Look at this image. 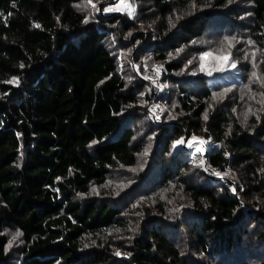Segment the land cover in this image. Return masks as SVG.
<instances>
[{
    "label": "trees",
    "instance_id": "1",
    "mask_svg": "<svg viewBox=\"0 0 264 264\" xmlns=\"http://www.w3.org/2000/svg\"><path fill=\"white\" fill-rule=\"evenodd\" d=\"M86 1L0 0V264H264V0H249L240 29L235 0H153L156 38L135 33L125 47L140 71L144 60L164 69L160 124L147 84L109 48L134 22L104 4L90 16L78 9ZM177 11L186 13L170 28ZM206 28L244 34V60L187 71L192 53L216 47ZM233 94L250 105L246 117L233 114ZM138 119L147 126L134 138ZM187 134L219 143L242 190L171 151ZM142 152L147 166L127 187L119 170ZM114 172L125 189L102 195ZM8 228L22 233L19 248Z\"/></svg>",
    "mask_w": 264,
    "mask_h": 264
},
{
    "label": "rangeland",
    "instance_id": "2",
    "mask_svg": "<svg viewBox=\"0 0 264 264\" xmlns=\"http://www.w3.org/2000/svg\"><path fill=\"white\" fill-rule=\"evenodd\" d=\"M128 3H131L135 6V11L133 15L129 16L125 10L121 11H104L105 8H115L118 4H120V0H102V1H92L93 4L96 5L95 8H92L87 1L79 5L78 9L80 11L86 12L88 15L93 16L95 13L101 12L100 11V5L104 4L103 7V14L109 15V14H120L123 15L128 22H134V25L127 31H121V27L119 26V29L117 32H115L114 36H111L109 39V48L112 50V54H115V57L117 61L119 62V69L123 70L125 68H130V72L128 73L130 78L135 77L134 74L143 82H145L147 85L145 86V91L142 94H145V97L147 100H155L154 96H159L161 94V87L162 85L159 84V79L162 76V70L161 66H149L146 63H148V60H144L143 62H146L142 64V69L140 71V68L137 66V63L134 62V53L130 48H126L125 44L126 41L132 37L135 33H142L145 34L148 38L155 39L158 30H157V19H151V14L153 10V0H127ZM235 7L232 5V9L235 10V8H240L238 11V18H237V23L235 26H238V29L242 28L243 25L246 24L249 14L251 12V3L249 0H235ZM233 10H231L233 12ZM224 16H226V10H220ZM186 12H181L177 11L174 12V15H171L169 17L168 23L170 28L174 27L179 19L183 16V14ZM210 26H208L209 28ZM206 28V38L207 39H213L215 42L216 47H213L211 45L206 46V52L202 54H198V51L196 53H192L189 57V60L186 61L185 63V68H187V71L189 69L191 70L190 72L193 73L194 75H198L199 70L206 63H209L213 65L211 67V70L209 73H213L215 71H218L220 69H228L232 68L231 63L234 65L235 63L233 60L237 59H243V55L246 54L247 48H246V43L247 39L245 38L244 34L239 33L240 31L237 30V32L234 33H222V34H214L212 33L211 37L210 36V29ZM212 32L213 29H212ZM118 41V43H117ZM120 42V44H119ZM122 45L121 48L119 46ZM205 54H210V55H205ZM218 55H222L221 58L218 57ZM203 57V59H201ZM224 57H227L228 59L225 60L223 59ZM218 58V61H217ZM194 60V61H193ZM217 61V62H216ZM231 61V63H230ZM136 63V64H135ZM214 63H216L214 65ZM128 64V65H127ZM238 64H243L241 62H238ZM126 66V67H125ZM194 67V68H192ZM127 76V74H126ZM128 77V76H127ZM128 77V78H129ZM233 90V89H232ZM236 96V94H233ZM220 97V96H219ZM243 96L238 95L236 96V103H239L238 106H236V109H231L233 114L235 116H244L246 117L247 110L250 111V105L247 104L245 101H240ZM246 99V98H245ZM213 105L210 103L209 109L211 110L212 107H215L217 103L214 104V99H213ZM220 102V100H219ZM151 103V102H150ZM154 110H157L156 108H153L150 110L148 108V112L150 113L151 111L153 112ZM162 113V111H161ZM209 113H204V117H208ZM172 115V112H171ZM174 116V115H172ZM171 120V118H169ZM173 120H171L172 122ZM156 124H160V122H156ZM162 123V122H161ZM147 124L138 119L133 128L135 130V137L134 138H139L143 134V131L145 130ZM148 138H151V134L147 135ZM193 137H195V140H193ZM183 143H182V151L188 153V161H189V152L193 149L194 146H196L198 143H201L204 147H209L212 145L211 140L206 139L201 136H197L195 134H187L183 138ZM179 139H175L172 144H171V151L173 153H177L178 149L180 148V144L176 145L175 148H173V143ZM181 140V139H180ZM145 152H142L138 158H137V165L136 167L132 169H126L124 171H120L121 177H120V182L126 183L125 185L127 187L135 185L137 182L136 180H133L135 175H137L139 172H142L144 170L145 166H147V160H145ZM229 155V153L227 154ZM230 157V156H229ZM146 164L143 167V164ZM198 164V163H197ZM201 168L205 170L207 174H214V173H219L220 167H222V157L220 154L213 155L211 158L208 159L206 157L200 164ZM214 172V173H213ZM226 173H231L233 172L230 169L225 170ZM118 175L119 172H114L112 176L110 177L109 181L106 183V187L104 188V192L102 195H116L120 193L123 189L122 185L118 182ZM216 175V174H214ZM95 191L92 192V194L96 195L99 193V190L94 187ZM233 193V192H232ZM139 203L136 202L135 205H138ZM16 228H11V229H6L5 230V236L8 240V244L11 241V247L9 248H19L21 246V235L17 237L14 241L12 240V237L17 233ZM126 238V237H125ZM119 252L120 255H116V253ZM114 256L116 257H122V251L120 249L116 250L114 253ZM15 256V255H14ZM9 264H21V260L18 257V255L15 257L14 262H9Z\"/></svg>",
    "mask_w": 264,
    "mask_h": 264
},
{
    "label": "built area",
    "instance_id": "3",
    "mask_svg": "<svg viewBox=\"0 0 264 264\" xmlns=\"http://www.w3.org/2000/svg\"><path fill=\"white\" fill-rule=\"evenodd\" d=\"M161 70H162V74L164 72V69L162 67H160ZM156 96H154V99H155ZM149 108L150 110L153 109V108H156L157 110H154L153 112L151 111L150 112V115L153 117V119L156 121V122H160L163 118V113H161V109L159 107V105L156 103L155 100H152L150 105H149ZM210 141V140H208ZM212 143V142H211ZM180 149H182V143L180 144ZM219 151H220V146H219V143H212L211 146L209 147H204L203 145H201V143H198L196 146L193 147V149L191 150V154H190V161L192 160L193 162H195V164L197 163H201L206 157L211 158L213 155H218L219 154ZM226 160H229L230 157L229 155H226L224 156ZM191 163V162H190ZM222 167H220V175H214L212 173L210 174H207L204 170V168L202 169V171L211 179L215 180V181H221V182H225V181H228V182H231L228 184L229 188L231 189V191L233 193H235V191L237 190V188H239L240 190L241 189V186H240V182L238 181L237 177L234 176V173L231 174V173H226L225 170L226 169H229V168H223L224 164L222 162ZM226 174V175H225Z\"/></svg>",
    "mask_w": 264,
    "mask_h": 264
},
{
    "label": "snow or ice",
    "instance_id": "4",
    "mask_svg": "<svg viewBox=\"0 0 264 264\" xmlns=\"http://www.w3.org/2000/svg\"><path fill=\"white\" fill-rule=\"evenodd\" d=\"M87 3L92 7L95 8L96 5L92 3V0H87ZM121 10H125L127 12V14L129 16L133 15L134 11H135V6L131 3H128L127 0H120V4H118L115 8H105L104 11L108 12V11H121ZM87 22V21H85ZM37 27H39V25H36ZM205 55H210V54H205ZM201 59H203V57H201ZM223 59L227 60V57H224ZM233 67H235V65H233ZM253 77L256 76V73L254 72ZM8 83H16L18 84V80H16V78H13V80L8 81ZM207 117L205 116V119ZM193 140H195V137H193ZM93 143H95V141H93ZM183 143V139L181 140H177L173 143V148L176 147V145ZM145 154H147L145 152ZM217 175H220V173H216ZM226 175V174H225ZM93 191H95V189H93ZM20 235H22V233H20L19 231H17V233L12 237V240L14 241L17 237H19ZM11 241L8 244V247H11ZM116 255H120L119 252L116 253Z\"/></svg>",
    "mask_w": 264,
    "mask_h": 264
},
{
    "label": "bare ground",
    "instance_id": "5",
    "mask_svg": "<svg viewBox=\"0 0 264 264\" xmlns=\"http://www.w3.org/2000/svg\"><path fill=\"white\" fill-rule=\"evenodd\" d=\"M211 141V140H210ZM213 143V142H212ZM190 154H191V152H189V162H191V164H195V162H193L192 160L190 161ZM200 163H198V164H195V165H199Z\"/></svg>",
    "mask_w": 264,
    "mask_h": 264
}]
</instances>
